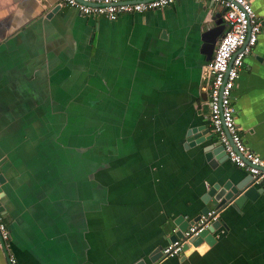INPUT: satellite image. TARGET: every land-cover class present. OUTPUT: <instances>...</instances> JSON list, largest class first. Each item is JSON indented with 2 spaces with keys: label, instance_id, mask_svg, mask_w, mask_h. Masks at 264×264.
<instances>
[{
  "label": "crops",
  "instance_id": "obj_1",
  "mask_svg": "<svg viewBox=\"0 0 264 264\" xmlns=\"http://www.w3.org/2000/svg\"><path fill=\"white\" fill-rule=\"evenodd\" d=\"M216 14L180 0L109 22L0 0V210L17 264H264V187L213 153L200 50ZM231 103L264 159V25ZM243 178L257 194L218 211L211 244L158 256L178 218L213 210L215 184Z\"/></svg>",
  "mask_w": 264,
  "mask_h": 264
},
{
  "label": "built area",
  "instance_id": "obj_2",
  "mask_svg": "<svg viewBox=\"0 0 264 264\" xmlns=\"http://www.w3.org/2000/svg\"><path fill=\"white\" fill-rule=\"evenodd\" d=\"M180 0H59V3L84 17H99L109 22L122 15L153 12ZM220 15L224 30L216 41L211 58L204 66L207 79L208 122L212 135L222 147L227 160L244 171L253 184L264 187V159L242 142L234 122L231 92L245 58L250 55L264 25V9L257 15L247 0H203ZM218 212L209 210L189 225L180 239L160 248V257H178L184 247L216 222ZM0 247L7 264H17L9 252L10 236L0 210Z\"/></svg>",
  "mask_w": 264,
  "mask_h": 264
},
{
  "label": "water",
  "instance_id": "obj_3",
  "mask_svg": "<svg viewBox=\"0 0 264 264\" xmlns=\"http://www.w3.org/2000/svg\"><path fill=\"white\" fill-rule=\"evenodd\" d=\"M248 1V0H247ZM213 27L204 31L201 35V54L205 57V61L208 62L211 58L214 45L220 35L222 34L225 25L219 14L214 16ZM193 131V130H192ZM207 133V130L205 131ZM195 142L199 143L200 140L194 139ZM202 141V140H201ZM216 153L221 151L224 154L222 147L219 143L214 144ZM212 153V154H213ZM226 157V156H225ZM250 180V176L247 177ZM0 179V183H1ZM257 194V190H254L252 187L249 186V181L246 178H243L236 184H232L230 181H225L221 185L215 184L206 194L203 199L204 205L211 200L213 210L222 211L227 207H230L234 211H238L246 201H252L255 195ZM209 211V208L205 205L198 213L197 217L194 219L193 222L197 221L201 215L206 214ZM181 219L178 218L174 225L176 226V232L170 237L169 241L174 242L181 238L182 233L186 230V228L191 225V223H182ZM221 226L220 222L217 220L216 222L211 223L209 227L203 230L198 237L194 238L190 242V247L185 246L182 255L185 252H191V248H197L200 246L202 242L207 244H211L213 239L212 233L216 231ZM160 248L157 251L158 256H160ZM142 264V263H139Z\"/></svg>",
  "mask_w": 264,
  "mask_h": 264
}]
</instances>
